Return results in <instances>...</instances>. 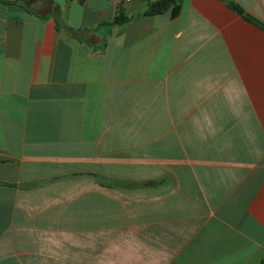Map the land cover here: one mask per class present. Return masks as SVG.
Wrapping results in <instances>:
<instances>
[{
	"label": "crops",
	"instance_id": "1",
	"mask_svg": "<svg viewBox=\"0 0 264 264\" xmlns=\"http://www.w3.org/2000/svg\"><path fill=\"white\" fill-rule=\"evenodd\" d=\"M155 1H0V264H264V0Z\"/></svg>",
	"mask_w": 264,
	"mask_h": 264
},
{
	"label": "trees",
	"instance_id": "2",
	"mask_svg": "<svg viewBox=\"0 0 264 264\" xmlns=\"http://www.w3.org/2000/svg\"><path fill=\"white\" fill-rule=\"evenodd\" d=\"M2 1V0H0ZM181 0H157L155 2H152L150 4V13L153 15L156 14H163L165 13L171 6H175L173 9V15L176 16L179 13L180 10V5L179 2ZM231 7L233 9H235L236 11H238L240 14H244V11L242 8H240L238 5L231 3L230 4ZM246 17L250 20V21H256L252 16L250 15H246ZM128 20V18L124 17H119L115 20V23L117 24H122L124 22H126Z\"/></svg>",
	"mask_w": 264,
	"mask_h": 264
}]
</instances>
